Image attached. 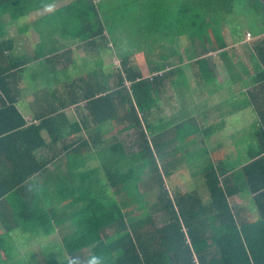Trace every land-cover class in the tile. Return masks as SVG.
Returning a JSON list of instances; mask_svg holds the SVG:
<instances>
[{"label": "trees", "instance_id": "obj_1", "mask_svg": "<svg viewBox=\"0 0 264 264\" xmlns=\"http://www.w3.org/2000/svg\"><path fill=\"white\" fill-rule=\"evenodd\" d=\"M52 1L0 0V15L9 13L17 18ZM242 21L251 34H264V0H71L44 22L72 42H111L120 62V69H112L118 80L113 86L91 87L98 80V62L86 73L76 69V80L69 77L60 81L56 74L43 75L46 99L40 101L47 109L31 124L17 103L19 72L34 58L6 55L5 42L0 39V222L4 228L0 231V264L18 263L10 256L4 257L8 255L6 250L14 248L9 240L12 232L43 231L48 236L68 217L74 232L57 243L66 254L46 257L47 264H68L74 256L86 264L84 247L103 255L105 264H264L263 186L255 192L261 220L240 226L228 200L237 190H230L213 165L205 169L210 203H203L197 192L170 193L154 153L160 139L151 140L152 126L146 123L168 79L181 74L180 49L188 59L215 51L229 58L226 49L238 32L231 26H241ZM139 52L158 57L148 77L137 69L134 56ZM254 53L264 67V36L258 38ZM45 56L43 51L36 60ZM81 103L94 110L97 123L103 116L114 126H125L122 132L127 139L132 134L137 137L130 145L137 143L140 150L124 164L114 157L122 140L104 147L106 159L119 167V175L112 168L106 169V186L111 191L100 186V165H96L80 170L82 182L77 191L66 190L58 195L60 208H42L49 204L35 196V189L31 190V179L46 166L37 152L62 143L59 154L71 148L70 154L78 155L79 163L87 159L79 156L89 148L83 133V129L87 132L85 120L83 129L75 125L76 148L65 144L70 132L63 111ZM96 149L105 154L101 147ZM248 170L244 168L243 173L248 174ZM91 181L93 185H87ZM152 198L154 201L149 203ZM60 210L61 216H57Z\"/></svg>", "mask_w": 264, "mask_h": 264}, {"label": "crops", "instance_id": "obj_2", "mask_svg": "<svg viewBox=\"0 0 264 264\" xmlns=\"http://www.w3.org/2000/svg\"><path fill=\"white\" fill-rule=\"evenodd\" d=\"M70 1L53 0L17 18H11L9 13L0 15V39L5 42V54L13 58H34L19 72L21 91L18 93L20 99L17 107L29 124L37 122L40 114L47 109L45 102L40 101L46 89L43 75L56 74L60 81H66L69 77L78 79L75 71L78 64L75 61L79 56L71 58L68 49L83 47L87 50L86 47L90 46L87 43L72 42L69 38L63 39L60 31L56 32L50 24L44 22ZM53 31L57 34L51 35ZM253 35L252 40H247L234 34L233 44L226 49L229 58H223L222 51H215L197 59H188L182 49L181 74L168 79L160 99L146 117V123L152 126V130H149L151 140L155 137L160 139L156 141L154 153L164 172L167 190L170 193L197 192L203 203L208 204L211 196L205 183V169L215 166L221 180L227 182L230 190H237L228 200L238 226L243 223L253 224L262 218L256 205L255 192L260 186H263L261 189L264 192V67L262 61L254 56V49L258 38L264 34ZM51 50L55 52H49ZM43 51L45 58L36 60L37 54ZM92 55L89 52V57L80 59V69L86 73L88 67L92 68L98 62V80L91 87H109V80L112 81L114 77L109 69L108 58L104 59L101 53L96 54V59ZM115 78L118 80V76ZM176 80L179 84H173ZM63 114L65 118L62 119L66 120L65 125L70 132L65 144L74 149L78 138L74 132L77 128L75 125L83 129L85 120L87 132L90 130V133L85 129L83 133L89 148L79 156L87 159L79 163L78 155L70 154L71 148L68 153L59 154L62 143L54 145L53 149L45 147L37 152L39 161L46 163V166L31 179V190L35 189V196L49 204L42 205V208H60L62 202L58 195L66 190L77 191L82 182L80 170L96 165H100V186L111 191L112 188L110 190L106 186V169L112 168L119 175V167L111 165L106 159L104 147L122 140V147L114 157L124 164L140 150L137 143L130 145L131 139L137 137L132 134L127 139V135L122 132L125 126H114L113 122L104 120L103 116L97 123L93 116L94 110L85 107L83 103L65 109ZM44 138L50 145L49 137L45 135ZM98 147L105 154H99L96 149ZM244 168L249 169L248 174L243 173ZM90 184L92 186L93 181L87 185ZM60 214L61 210L57 216ZM67 219L66 222L56 224L48 236L43 231L34 233L33 230H17L21 232L20 235L28 236V241H24L28 244H21L22 247H28L29 251L24 248L19 252L13 245V251L6 250L8 255L4 257H12L17 264H21V260L24 264H47L46 257L60 258L66 251L57 243L61 244L67 235L71 236L74 232L71 219ZM15 232L10 235L14 240L19 236ZM51 236L54 240H47ZM44 240L47 241L44 245L39 244L38 249H31L32 242L35 244ZM92 254L85 255L89 257ZM0 256H3V252H0Z\"/></svg>", "mask_w": 264, "mask_h": 264}, {"label": "rangeland", "instance_id": "obj_3", "mask_svg": "<svg viewBox=\"0 0 264 264\" xmlns=\"http://www.w3.org/2000/svg\"><path fill=\"white\" fill-rule=\"evenodd\" d=\"M231 27H233V28L234 27H237V31L238 32H236L235 34L236 35L239 34V36L242 37V38H246V33L249 32L248 29H247V27H246V24L243 21L241 23V26H238V25H234L233 24ZM44 34H48V33L47 32H44ZM89 45L90 46H87L86 47L87 50H84L83 47L82 48H78V47L72 48L71 47L70 49H68L70 51L71 58H73L74 55H75V58L74 59H76L79 56L76 59V61H75L76 64H78V65L75 66V68L78 69V70H80L81 64H82L81 61H80V59L82 57H89V52H90V54H93L92 56L95 55L94 56L95 59L97 58L96 57V54L97 53H101L102 56L104 57V59H107L108 58V61L110 63L109 69H111L110 71L112 72V75H113L114 78H113L112 81L109 80V84H110L109 86H113V84L115 83V81H117V78H115V76H117V74H114L115 73V70H112V69H120V62L117 59V57L114 56L115 50L111 46V42H109V43L106 44L105 42H102L101 39H98L96 44H92V45L89 44ZM102 45H103V47H102ZM186 46H187V43H184L183 44V47H186ZM113 50H114V52H113ZM180 51L182 52V49H180ZM134 58H135V62H136L137 69L140 70L141 73L144 76H146V77L150 76V72H149L150 69L149 68L153 65V62L158 61V57H157L156 54H152V55L147 56L145 53H142V52L136 53L135 56H134ZM149 60L151 62H149ZM94 66H92V67H94ZM72 68H74V67H72ZM88 70H91V69H88ZM80 71H82V70H80ZM127 85H129V84H127ZM33 87H34V85H32V88ZM152 201H154V198L148 199V202L149 203H151ZM0 231H2V232L4 231V228L1 225V222H0ZM15 233L16 234H19V236H17V238H15V240L13 239V237L10 236L11 237L10 242L19 250V252H21L22 249H24V248H25V251L28 252L29 251L27 249L28 247H22V244L23 245H27L28 244L27 242H24V241H28V236L20 235L21 234L20 231H16ZM92 238H94V237L92 236ZM90 239H91V237L88 238V239H86V242L88 243L90 241ZM47 240L52 241V240H54V238H53V236H51V239H47ZM44 241L45 242L41 241V242L35 243V244H33V242H32L33 247L31 245L30 248L32 247L31 249H35L36 250V249H38L40 247L39 244L40 245H44L43 243H46L47 242L46 240H44ZM83 252L85 254L93 253L91 247H87V248L84 247ZM36 260H38V259H36Z\"/></svg>", "mask_w": 264, "mask_h": 264}, {"label": "clouds", "instance_id": "obj_4", "mask_svg": "<svg viewBox=\"0 0 264 264\" xmlns=\"http://www.w3.org/2000/svg\"><path fill=\"white\" fill-rule=\"evenodd\" d=\"M68 264H82L79 257H72L68 260ZM86 264H105V257L100 254H92L88 257Z\"/></svg>", "mask_w": 264, "mask_h": 264}, {"label": "built area", "instance_id": "obj_5", "mask_svg": "<svg viewBox=\"0 0 264 264\" xmlns=\"http://www.w3.org/2000/svg\"><path fill=\"white\" fill-rule=\"evenodd\" d=\"M254 38V35L253 34H251L250 32H247L246 33V39L247 40H252Z\"/></svg>", "mask_w": 264, "mask_h": 264}]
</instances>
